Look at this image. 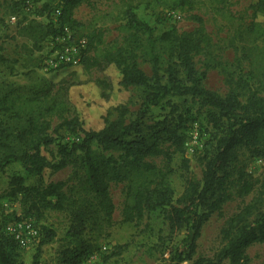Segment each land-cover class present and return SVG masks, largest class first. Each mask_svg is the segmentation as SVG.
I'll return each mask as SVG.
<instances>
[{
	"label": "trees",
	"instance_id": "1",
	"mask_svg": "<svg viewBox=\"0 0 264 264\" xmlns=\"http://www.w3.org/2000/svg\"><path fill=\"white\" fill-rule=\"evenodd\" d=\"M85 1L60 0L61 30L65 23L71 24L72 28L75 26L70 20L72 11ZM21 4L27 7V0ZM172 4L178 8L185 6L186 2L179 0ZM54 10L46 5L37 17L49 15ZM251 10L253 15L248 35L252 48L247 57L252 64L249 79H254L258 89L252 90L248 81L240 79L236 87L222 98L204 87L208 71H199L194 61L208 40L203 28L194 33L177 35L169 31L157 36L153 28L129 8L125 13L127 23L122 28L128 35L123 45L105 59L118 71L119 87L143 91L141 108L129 123L125 121L126 108H121L116 120L109 121L104 117V125L99 130L86 129L77 117L66 120L64 125L73 133L79 131L83 137L72 146H62L59 150L61 159L56 164H50L43 149L55 143V138L48 133L50 124L45 118L64 109L63 105L59 106V97L41 102V93L36 92L25 99L11 94L0 98V172L12 162L20 163L28 174L39 177L49 167L54 171L72 170L69 178L72 186L67 191L64 190L66 183L26 188L23 177H13L11 181L14 186L12 196L23 194L22 201L34 202L37 211L56 210L68 214L70 226L66 237L74 247L64 251L63 264H80L92 252L93 246L84 239L87 231H101L111 226L115 206L109 189L111 184L120 183L127 184L125 223L139 222L146 213L165 209L171 232L184 231L181 244L169 251L170 258L164 264H223L226 261L248 264L247 250L256 244H264L262 182L251 202L222 230V246L214 257L194 260L204 225L230 199L228 190L233 184L232 178L237 176L242 195L256 190L257 184L252 178L238 170V151L247 147L253 149L256 156L264 158V97L260 95V89L264 90V47L257 45L264 35V0H256ZM195 19L200 26L203 25L202 20ZM21 32L35 44L59 33L51 24L44 25L36 20L28 21ZM88 41L91 49L101 44V38L95 34ZM139 59L151 64L152 76L140 69ZM91 61L84 53L78 64L60 67L49 74H58L80 63L87 68L98 65V62ZM171 97L199 100L207 108L206 117L214 128L204 158L203 182L187 181L181 207L172 204L174 191L170 185V173L148 162L149 158L168 157L162 149L167 143L176 152L186 153L189 116L166 117L154 125L145 122L152 109L162 106ZM109 152L119 153V156H107ZM42 231L43 238L32 264H40L41 247L55 237L50 229L43 227ZM19 248L11 236L0 233V264H19Z\"/></svg>",
	"mask_w": 264,
	"mask_h": 264
},
{
	"label": "rangeland",
	"instance_id": "2",
	"mask_svg": "<svg viewBox=\"0 0 264 264\" xmlns=\"http://www.w3.org/2000/svg\"><path fill=\"white\" fill-rule=\"evenodd\" d=\"M22 1L0 0V98L11 94L25 99L36 92L41 93V102L59 97V106L63 105L64 109L45 118L50 124L48 133L55 138L52 146L43 149L51 165L60 161L59 150L62 146H72L83 137L79 131L71 132L64 125L66 120L77 117L86 129L99 130L104 125V117H108L109 121L116 120L121 108H126L128 112L126 123L133 121L141 108L143 91L119 87V73L105 59L123 45L128 35L122 28L127 23L125 13L129 8L141 21L149 24L157 36L169 31L177 35L194 33L203 28L208 40L195 55L194 61L199 71H208L204 82L206 89L224 98L240 79L248 81L252 90L258 89L254 79H249L252 64L247 57L252 48L248 35L253 15L251 5L256 0H184L186 5L178 8H174L172 3L179 0H86L72 11L70 20L75 26L72 28L71 24L65 23L64 27H71L75 39L85 38L88 44V38L91 40L93 34L101 38L97 48L87 46L85 51L91 62H98V65L87 68L80 63L58 74H49L45 63L52 54V43H56L62 34L60 0H27V7L21 4ZM46 5L56 10L38 18L37 13ZM169 13H176L181 19L175 20L169 17ZM48 16L52 17L53 22ZM195 18L202 20L203 25L200 26ZM31 20L51 24L58 30V35L35 44L21 32V28ZM257 45L264 47V35ZM138 66L146 75L152 76L150 63L139 59ZM260 95L264 97L262 88ZM179 114L190 118L186 131V153L182 155L176 152L167 143L162 149L168 157L164 155L148 159L163 172L170 173V185L174 191L172 204L175 207L183 205L188 180L203 182L204 158L214 132L206 117L207 108L191 97L168 98L162 106L151 110L145 122L146 125H154L166 117ZM111 155L117 158L119 153H107V156ZM238 170L252 178L257 184L256 190L242 195L237 176L232 178L233 184L228 190L230 199L204 225L195 261L214 257L222 246V230L234 215L251 202L264 182V158L256 156L253 149L243 147L238 151ZM71 173V168L54 171L49 167L39 177L28 174L20 163L15 162L0 172V233L9 235L7 227L14 222L32 224L38 232L36 237L25 233L30 242L27 247L18 249L19 264H32L43 238V227L52 230L55 237L41 247L40 264H63L64 251L73 248L74 244L66 237L70 226L68 214L41 209L42 214L39 215L34 202L22 201L23 194L12 196L13 177H23L26 188L66 183L64 190L67 191L72 186L69 182ZM109 191L115 206L111 226L101 231H87L84 239L93 249L80 264L166 263L170 258L169 251L181 244L184 231L171 232L165 209L146 213L139 222L125 223L123 213L127 203V184H111ZM246 256L248 264H264V244L250 247Z\"/></svg>",
	"mask_w": 264,
	"mask_h": 264
},
{
	"label": "built area",
	"instance_id": "3",
	"mask_svg": "<svg viewBox=\"0 0 264 264\" xmlns=\"http://www.w3.org/2000/svg\"><path fill=\"white\" fill-rule=\"evenodd\" d=\"M169 17L175 20L181 19L176 13H169ZM61 32L62 34L56 39V43H52V54L45 63L48 72L63 66L78 64L88 46L85 38L75 39L70 27H63ZM7 232L20 248L27 247L30 242L26 234L32 237L38 236V232L32 224H21L20 222L10 224L7 227Z\"/></svg>",
	"mask_w": 264,
	"mask_h": 264
}]
</instances>
